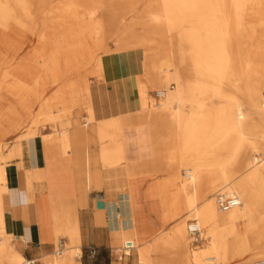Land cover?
<instances>
[{
  "label": "bare ground",
  "instance_id": "1",
  "mask_svg": "<svg viewBox=\"0 0 264 264\" xmlns=\"http://www.w3.org/2000/svg\"><path fill=\"white\" fill-rule=\"evenodd\" d=\"M122 1L130 8L123 14H131L154 35L146 40L152 47L142 52L143 73L136 79L140 111L112 117L86 133L80 131L97 135L101 142L110 140L111 149L108 144L100 147L101 163L126 164L131 181L168 174L160 179V192L171 227L142 250L146 249L153 264H264V156H260L264 152V91L262 98L260 94L264 88V0H222L228 8L221 16L223 26L206 21L217 17L212 0H186L187 25L170 24L168 16L154 12L155 0L140 15L134 7L140 0ZM31 3L22 0L16 8L15 3L0 0V149L7 140L31 139L40 133L38 120L33 122L36 108L45 122L55 119V111L72 113L75 120L74 115L83 110L94 119L88 76L101 79L103 62L98 55L107 53L105 44L95 38L104 22L110 25V18L116 17L111 11L110 18L91 31L89 24L110 8L107 3ZM246 5L251 16L248 24L235 11ZM32 7L47 18L38 24L41 29L36 26L39 31L28 21ZM147 12L153 15L147 17ZM252 36L260 39L256 46L243 43L227 53L236 37L249 40ZM126 44L123 40L115 52L125 51ZM170 83L175 86L170 88ZM149 88L158 89L155 103L149 102ZM204 92L220 104L214 109L213 133L202 141L206 130L199 121L206 102L200 95ZM64 132L79 136V131ZM58 135L42 136L46 145L60 150L68 138L62 131ZM4 147L8 163L12 146ZM86 156L89 159L90 154ZM181 169L184 174L180 175ZM7 182L0 164V264H29L4 228ZM219 194L238 202L222 210L216 204ZM53 209L57 234L67 236L71 247L52 263L80 264L75 218L57 205ZM190 217L200 231L198 243L202 237L206 242L188 250L190 241L198 244L189 235L190 222L185 227ZM135 241L140 240L135 237ZM124 250L128 255L130 250Z\"/></svg>",
  "mask_w": 264,
  "mask_h": 264
},
{
  "label": "crops",
  "instance_id": "2",
  "mask_svg": "<svg viewBox=\"0 0 264 264\" xmlns=\"http://www.w3.org/2000/svg\"><path fill=\"white\" fill-rule=\"evenodd\" d=\"M101 62L102 77L89 87L94 120L82 126L85 130L112 117L140 111L136 78L143 73V62L139 51L107 53ZM77 115L63 127L68 132L79 131V136H70L60 150L43 140L42 135L53 133L40 132L12 146V160L5 167L6 233L15 240L24 258L53 264L57 234L53 208L57 205L71 211L75 218L80 264H142L138 249L171 227L166 222V208L161 206L162 177L154 175L143 180L141 176L131 181L126 164L104 166L100 147L108 144L111 149L112 143L108 139L101 142L97 135L81 134L82 127L68 130L78 121ZM98 202L103 203V208L96 207ZM135 237L140 241L136 242ZM62 240L64 245H70L67 236ZM125 241L132 243L128 255L120 254L126 249ZM92 248L96 252L91 257Z\"/></svg>",
  "mask_w": 264,
  "mask_h": 264
},
{
  "label": "rangeland",
  "instance_id": "3",
  "mask_svg": "<svg viewBox=\"0 0 264 264\" xmlns=\"http://www.w3.org/2000/svg\"><path fill=\"white\" fill-rule=\"evenodd\" d=\"M2 1V0H1ZM9 1L11 3H15L14 6L16 8H19V5L16 4L19 1L22 0H6ZM30 1V0H28ZM39 0H31V4L33 6V3H37ZM78 3H85V2H91V3H107L108 9H103V11H101L100 15L96 18V22L93 23L91 22L89 24L90 28L92 29L91 31H95L96 29H99V25L96 26L97 23L99 22H103L104 18H107L110 16V12L112 11L116 17H112L110 18L112 21V24L108 25L107 22L105 24L102 25L103 29L100 32L99 35H97V37L95 38V40L97 42H100L102 44H105V48L107 49V53H113L115 52L118 48L119 45L122 43L123 40L126 41V45H124V50L125 51H130V50H134V51H139L140 56L143 58L142 52L143 51H147L150 50V48L152 47V44L146 40H151L154 39V35L150 32L148 26L144 27L143 25H139L137 23V19L134 18L131 14H127L124 15L123 12H126L127 10H129L130 8L126 7V4L124 5V3H122V0H76ZM139 1V0H138ZM150 2V0H140L138 3H136L134 5L135 7V11H137V15H140V13L143 11V8L146 7V4H148ZM241 3L245 2V1H240ZM222 3H227L224 2L222 0H212L211 2V7L212 8V12L215 13V15H217V17H211V18H206L207 22H221V16L223 15L224 12H226L228 10L227 6L222 4ZM239 4V1L237 2ZM18 5V6H17ZM49 5H51V1H48L47 6L49 7ZM21 6V5H20ZM154 12H156L157 14L161 15H166L168 16V20L170 22V24H174L176 22H178L179 24H183V25H187V20L189 19L187 17V15L189 14V9L188 6L186 5V0H155V4H154V8H153ZM236 11V17L238 19H241V21H243L245 24H248L247 21H249V19L251 18V16L248 14L247 12V5L243 8L237 7L235 9ZM211 12V13H212ZM31 13L33 15H31V19L28 18V21L32 22L34 24V26L36 27L38 24H42V23H46L47 22V18L43 17L41 13L36 12L33 7L31 8ZM152 14L147 12V17H151ZM141 24V23H140ZM159 24H163L162 22H160ZM40 25H38V27L41 29ZM101 25V24H100ZM219 26H223V23H220ZM38 27H36V30L39 31ZM159 28L162 27V25L158 26ZM157 27V28H158ZM152 27H150L151 29ZM244 34L248 35L247 32H245ZM242 33V35H244ZM259 37H250L249 40L248 38H244V39H240L239 37H236L235 40H237V42H231V48L229 50H227V53H231V50L234 49V51H236L237 47L244 46L243 43H247L249 46V42L251 44V46H256L257 42H259L260 39H258ZM114 41V42H113ZM121 42V43H120ZM247 46V45H246ZM105 51V50H104ZM253 49L251 50V54L253 53ZM105 53V54H107ZM102 53L100 52V55H98V57H102L101 56ZM92 65V64H91ZM90 65V66H91ZM88 81L91 84L93 81L96 80V78L94 79V77L92 75L88 76ZM139 79V78H136ZM175 85L172 83L169 84L170 88H173ZM164 87H161V89H163ZM148 96L149 97V102L150 103H155L156 99H158V97H156V91H158L157 88H149L148 90ZM264 91V88L261 89V98H262V92ZM201 97H203L205 99V110H204V117L201 121L199 122H203L204 123V130L205 131V136L202 137V141H204L205 139H208V135H210L211 133H213L212 130V126L217 122L216 120V115L214 113V109L217 105L220 104V100L215 98L213 99L208 92H204L203 94L200 95ZM56 113L52 114L54 115V118L52 121H44V119L42 118V115H38V110L37 108L34 110L33 112V122H36L38 120V122H36L38 124V126L40 127L39 131L41 133H50V134H54L55 137H60L58 135L59 131H62L63 136H65L66 138H69L70 136H68L64 131V127L63 124H65L67 121H70V119H72V113L70 115H66L64 114V112H58L55 111ZM88 112L83 111L79 113V115H77L78 121L72 124H70L68 126V130H73V127H82L84 124H88L90 122H93V118H88ZM84 117H86L88 120L85 121ZM39 118V119H38ZM41 120V121H40ZM41 122V123H40ZM220 127V126H219ZM85 128L82 127V129L80 130H84ZM219 129V128H218ZM217 129V130H218ZM89 130H91V128H88V130H85V133L88 132ZM220 130V129H219ZM104 141V139H103ZM16 142H19V140H7L3 143V146L0 149V164L4 166V168L6 167L5 165L10 163L11 160H9V162H4V154L6 152V148L4 146H13L14 144H16ZM260 156L263 157L264 156V152L261 151ZM184 174V169H181L180 171V175ZM161 177H166L168 174L167 173H162L160 174ZM218 194V193H217ZM216 196V195H215ZM214 196V197H215ZM193 220L192 217L186 219L185 223V227H187V225L189 224V222ZM63 237H66L64 234H56L55 236V244L57 242L58 239H62ZM202 237V236H201ZM12 241H15L14 239H12ZM205 239L202 237V241L201 243L198 244H193L190 241V245H188V250L192 249V247H201L204 244ZM129 245H132V243L130 241H125V246L126 249L128 248ZM147 247H149L150 242L146 243ZM146 245L144 247H146ZM69 247H71V245H65V250L68 249ZM144 247L140 248L141 250L138 249L139 251V256L141 258L142 264H153L150 261V255L148 252H146L145 250H142ZM81 249V248H80ZM124 251L126 250H122L120 254L125 253ZM260 253V252H259ZM264 255V251L261 253ZM64 255V253L62 254ZM62 255H56L54 256V258H52L53 260H56L58 258H60ZM79 257H76V259ZM26 260H29L27 258H25ZM262 259V258H261ZM259 260V259H256ZM41 261H36V264H39ZM256 261H254L255 264ZM229 264H235L234 262H231Z\"/></svg>",
  "mask_w": 264,
  "mask_h": 264
},
{
  "label": "built area",
  "instance_id": "4",
  "mask_svg": "<svg viewBox=\"0 0 264 264\" xmlns=\"http://www.w3.org/2000/svg\"><path fill=\"white\" fill-rule=\"evenodd\" d=\"M157 96V95H156ZM158 97V96H157ZM237 198L235 197H227V196H224V195H218L217 196V200H216V204L219 205V207L222 209V210H228L230 209L231 207L235 206L236 203H237ZM188 230H189V235L191 236V238L193 239V241H195L194 243H198L199 241V229L196 225V223H194V221H190V225L188 227ZM57 248L55 249L54 253L57 254V255H60L62 254L63 252V249L65 248V245L63 244V240L62 239H59L58 242H57ZM95 252L96 250L94 248H92L90 250V256H94L95 255ZM28 263L29 264H36V260L34 259H29L28 260ZM260 264H263V263H260Z\"/></svg>",
  "mask_w": 264,
  "mask_h": 264
},
{
  "label": "water",
  "instance_id": "5",
  "mask_svg": "<svg viewBox=\"0 0 264 264\" xmlns=\"http://www.w3.org/2000/svg\"><path fill=\"white\" fill-rule=\"evenodd\" d=\"M96 207H97V208H103V203H102V202H98V203L96 204Z\"/></svg>",
  "mask_w": 264,
  "mask_h": 264
}]
</instances>
